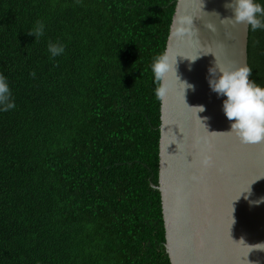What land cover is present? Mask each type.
<instances>
[{
	"label": "trees",
	"instance_id": "16d2710c",
	"mask_svg": "<svg viewBox=\"0 0 264 264\" xmlns=\"http://www.w3.org/2000/svg\"><path fill=\"white\" fill-rule=\"evenodd\" d=\"M176 1L0 0V264H170L150 64ZM246 49L264 86V30Z\"/></svg>",
	"mask_w": 264,
	"mask_h": 264
},
{
	"label": "water",
	"instance_id": "95a60500",
	"mask_svg": "<svg viewBox=\"0 0 264 264\" xmlns=\"http://www.w3.org/2000/svg\"><path fill=\"white\" fill-rule=\"evenodd\" d=\"M225 2L177 0L165 45L170 56L179 55L176 75L194 86L185 90V101L203 106L197 116L206 127L196 109L184 103L183 85L170 72L160 99L158 185L152 186L160 194L170 264H264V251L247 246L264 242V202L250 203L264 197V141L243 144L222 133L229 127L221 111L224 97L212 92L206 80L214 57L229 67L248 66L249 27L243 22L221 23L220 18L231 15ZM179 15L192 17V30L174 36ZM180 56L198 58L190 63ZM204 153L212 160L208 167L200 164ZM249 183L251 194L242 192L236 199Z\"/></svg>",
	"mask_w": 264,
	"mask_h": 264
},
{
	"label": "clouds",
	"instance_id": "9594fccd",
	"mask_svg": "<svg viewBox=\"0 0 264 264\" xmlns=\"http://www.w3.org/2000/svg\"><path fill=\"white\" fill-rule=\"evenodd\" d=\"M224 7L231 11V15L220 18L221 23L243 22L252 32L264 30V3H262L261 0H226ZM192 24V17L188 15L176 16L171 34L174 36L189 34L192 30ZM208 27L209 30L214 31L211 25ZM43 29V23L38 21L36 26L27 31L26 34L32 36L34 38L33 40H35L43 35ZM47 51L50 57H56L64 52V45L61 43L49 42L47 44ZM177 56H170L169 52L165 50L156 55L150 64L153 83L158 84L154 89L157 99H162L166 94L167 87L164 81L170 72L174 73L176 79L179 81L175 69ZM198 56H195L192 59L182 56L180 57L187 58L191 63L197 59ZM251 73L252 68L247 66V64L229 67L218 63L216 57H214L212 65L207 68L206 76L209 89L218 97H224L221 101V111L229 121V127L228 130L222 131V133L234 135L243 144H256L264 141V86H261L255 80L249 79ZM30 75H34V73H30ZM179 82L183 85V99L184 103L187 105L184 98L185 90L192 89L194 86L185 81ZM187 106L196 109V117L206 129L205 125L201 122V118L197 116V113L204 111L203 106ZM14 107L15 103L12 98L7 77L0 74V112L8 111ZM203 119L207 118L205 117ZM209 133H216V131ZM211 163L212 160L210 155L207 153L202 154L200 159L201 166L208 167ZM251 183H249L245 189L240 191L236 199L239 198L242 192L247 193L248 195L251 194V189L249 187ZM245 199H247V195L245 196ZM261 202H264V197H260L256 201H251L250 203L259 204ZM232 223L233 219L231 217L230 225ZM240 242L243 243L242 240ZM247 246L250 250L257 249L264 251V242Z\"/></svg>",
	"mask_w": 264,
	"mask_h": 264
}]
</instances>
